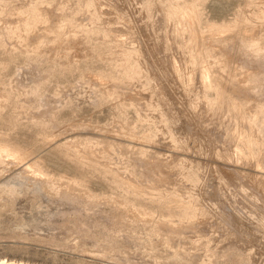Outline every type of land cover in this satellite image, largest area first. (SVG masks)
Returning a JSON list of instances; mask_svg holds the SVG:
<instances>
[{"label": "rangeland", "instance_id": "374dc122", "mask_svg": "<svg viewBox=\"0 0 264 264\" xmlns=\"http://www.w3.org/2000/svg\"><path fill=\"white\" fill-rule=\"evenodd\" d=\"M262 1L0 0V144L21 157L0 161V260L264 264V150L252 145L249 161L232 156L235 145L247 153L243 124L264 141V15L247 17ZM177 4L192 5L197 21L179 20ZM19 15L22 32L8 28ZM246 22L258 31L245 30L256 45L243 47L237 27ZM39 25L64 38L44 37L53 32ZM215 26H236L221 33L220 47L205 38ZM201 65L246 117L224 98L213 105V83L198 82ZM231 75L246 83L243 92L226 81ZM28 162L53 178V190L27 177ZM122 179L146 192L134 194Z\"/></svg>", "mask_w": 264, "mask_h": 264}, {"label": "bare ground", "instance_id": "6f19581e", "mask_svg": "<svg viewBox=\"0 0 264 264\" xmlns=\"http://www.w3.org/2000/svg\"><path fill=\"white\" fill-rule=\"evenodd\" d=\"M193 2V1H192ZM191 2V3H192ZM257 2V1H256ZM261 2V1H260ZM174 5V4H173ZM177 6H178V4H177ZM181 7V6H180ZM60 8V7H59ZM170 8H172V7H170ZM196 8V7H195ZM241 8V7H240ZM56 9V8H55ZM61 9L63 10V8H62V6H61ZM61 9H59V10H61ZM247 9V8H246ZM58 10V11H59ZM171 10V9H170ZM178 10H180L179 11V13L177 12ZM249 10V9H248ZM68 11V10H67ZM172 11H173V8H172ZM175 13H178L177 14V16H176V14H175V16L176 17H179V20L181 19L182 20V22H184L185 23V25L186 24H188L189 22H193V21H197V19H198V15H197V11L194 9V7L192 6V5H188L187 4V6H185L184 8H180L179 9V6L177 7V8H175ZM60 12V11H59ZM171 12V11H170ZM55 13V12H54ZM167 13V12H166ZM171 14H173L172 12H171ZM17 15V14H16ZM21 15V14H20ZM17 16V18H15L16 20H18L19 19V23L17 22V24H15L16 23V21L14 22V25H10L8 28H10L11 30H15V28H18V29H20V27H18V24H20L21 25V27L22 26H24V25H26L25 24V18L24 17H22V16ZM246 15V14H245ZM263 15H264V2L262 1V3H260L258 6H256L252 11H250V13H248L247 14V17L249 18V20H254V19H258V18H262L263 17ZM34 16H36V18H35V22H33V21H29V23L30 22H33V23H38L40 20H42L43 18L41 17V12L40 11H36V13H35V15ZM33 16V17H34ZM13 17V16H12ZM30 17V16H29ZM31 18V17H30ZM11 19V18H10ZM247 19V18H246ZM34 20V19H33ZM260 22V21H259ZM33 23H30V24H32V26H33ZM43 23V22H42ZM197 23V22H196ZM247 23V22H246ZM240 24V26L239 27H237L240 31L242 30V34L240 35V37H239V41L242 43V46L243 47H245V46H247V45H249V46H251L250 44H251V42H254V40L253 39H250V40H248L247 39V33H245L246 31V29H248V32H249V30L250 31H252V33L253 32H256V30L258 29L255 25H257V24H253V23H247V24ZM40 24V23H39ZM48 25V24H47ZM179 25V24H178ZM193 25V24H192ZM199 26V25H198ZM39 27H43V29L45 28H47L48 27V29L50 30V27L49 26H42V25H39ZM180 27V26H179ZM185 27V26H184ZM236 27V26H235ZM235 27H231V26H215L214 27V29L212 30V31H210V33H208V35H207V37L205 36V38H209L210 40V42H211V40H212V42L213 43H215V45H216V43H218L219 42V40H222V39H224V41H225V39H227L228 38V35H227V38L225 37V36H221V33H223V32H232V30L235 28ZM7 28V29H8ZM23 28V27H22ZM25 28V27H24ZM53 28V27H52ZM181 29H182V26L180 27ZM193 28H194V26H193ZM210 28H211V26H210ZM213 28V27H212ZM236 28V29H237ZM18 29H16V30H18ZM41 29V28H40ZM189 29H191V28H189ZM195 29V28H194ZM193 29V30H194ZM9 30V29H8ZM183 30V29H182ZM186 30H188V28L186 29ZM192 30V29H191ZM196 30V29H195ZM194 30V31H195ZM235 30V29H234ZM260 30V29H259ZM19 31H21V29L19 30ZM18 31V32H19ZM41 31H43V30H41ZM41 31H40V33H41ZM50 31H52V30H50ZM239 31V32H240ZM258 31V30H257ZM10 32V31H9ZM22 32V31H21ZM24 32V31H23ZM46 32H48V31H45L44 32V34H43V36L44 37H46V38H52V40L53 39H59V40H62L64 37L62 36V35H60L59 34V32L56 30V29H53V34L51 35V36H49V35H47L46 34ZM179 32V31H178ZM181 32H183V31H181ZM195 32H197V31H195ZM234 32V31H233ZM235 32H237V30L235 31ZM238 32V33H239ZM43 33V32H42ZM180 34V33H179ZM184 34H185V32H184ZM190 34V33H189ZM195 34V33H194ZM232 34H234V33H232ZM249 34V33H248ZM251 34V33H250ZM249 34V35H250ZM254 34V33H253ZM42 35V34H41ZM192 35H193V33H192ZM197 33L195 34V38H193V42H194V39H196V43L199 41V39H198V41H197ZM248 35V36H249ZM34 36V35H33ZM32 36V37H33ZM76 36V35H75ZM75 36L73 35H71L70 36V39H71V42H74V41H77V38H75ZM201 36V35H200ZM189 37V36H188ZM192 37V36H191ZM235 37V36H234ZM253 38V37H252ZM45 39V38H44ZM79 39H81L80 37H79ZM192 39V38H191ZM191 39H190V41H191ZM51 40V41H52ZM82 40V39H81ZM86 40V39H85ZM122 40V39H121ZM208 40V39H207ZM30 41V40H29ZM45 41V40H44ZM48 41V40H47ZM54 41V40H53ZM52 41V42H53ZM189 41V40H188ZM189 41V42H190ZM51 42V44H53ZM57 42V41H56ZM63 42V41H62ZM184 42V41H183ZM189 42L187 43V45H185L186 47L187 46H189L188 44H189ZM256 42V41H255ZM254 42V43H255ZM44 43V42H43ZM42 43V44H43ZM60 43V42H59ZM78 43V42H77ZM82 43V42H81ZM80 43V44H81ZM200 43V42H199ZM198 43V44H199ZM254 43H252V44H254ZM58 43H54L53 45H52V47H50V48H56V46H57V48L59 47L58 45H57ZM79 43L77 44V48L79 47L78 45H80ZM222 45H224L223 43H221ZM258 44V43H257ZM192 45H193V43H192ZM201 45V44H200ZM220 44L218 43V45L217 46H219ZM222 45H221V47H222ZM254 45H256V43L254 44ZM83 46V45H82ZM82 46H81V48H82ZM202 46V45H201ZM258 46V45H257ZM38 47V46H37ZM75 47H76V45H75ZM123 47V46H122ZM212 47V46H211ZM220 47V46H219ZM226 47V46H225ZM81 48H79V50L81 49ZM203 48V47H202ZM206 48V47H205ZM213 48V47H212ZM249 48V47H248ZM252 48V47H251ZM250 48V49H251ZM253 48H255V47H253ZM256 48H258V49H260L259 48V46L258 47H256ZM255 48V49H256ZM60 49V48H59ZM220 49V48H219ZM247 49V48H246ZM258 49H256V51L255 52H259L260 50H258ZM74 50H76V49H74ZM78 50V49H77ZM205 50V49H204ZM253 50V49H252ZM252 50H251V52H252ZM258 50V51H257ZM82 51V50H81ZM199 51H201V50H199ZM206 51V50H205ZM129 52V51H128ZM127 52V53H128ZM262 51H260V53H261ZM80 52H78V54H79ZM198 53H200V52H198ZM253 53V52H252ZM76 54H77V52H76ZM121 54V53H120ZM201 54V53H200ZM255 54V53H254ZM123 57L125 58V54H124V52H123ZM202 55V54H201ZM200 55V56H201ZM211 55V54H210ZM258 55H260L261 56V54H259L258 53ZM257 55V56H258ZM82 56V55H81ZM254 56H256V55H254ZM263 56V55H262ZM191 58V57H190ZM193 59V58H192ZM191 59V60H192ZM259 59V58H258ZM262 62V61H261ZM123 64V63H122ZM192 64V63H191ZM194 64V63H193ZM193 64L191 65V67L193 66ZM263 64V63H262ZM203 65V64H202ZM201 65V66H202ZM222 65V64H221ZM200 66V67H201ZM225 66H226V64H225ZM244 67V66H243ZM264 67V66H263ZM213 68V67H212ZM193 69H194V67H193ZM195 69H196V67H195ZM194 69V70H195ZM199 69V68H198ZM224 69V68H223ZM245 69V68H244ZM135 70V69H134ZM133 70V71H134ZM178 70V69H177ZM191 70V69H190ZM193 70V71H194ZM128 71V70H127ZM126 71V72H127ZM136 71V70H135ZM209 71H212L211 69L209 70L208 69V67L207 66H202L200 69H199V73H197V74H199L198 75V82H199V84H200V86H201V88L202 89H205V88H209L210 86H212L211 85V83H213V88L215 89V91H216V102L213 104V102H212V104L215 106V104H217V102L218 101H221L222 100V103H223V98H224V96H225V94L223 93L225 90H223V87H222V85H220V83L213 77V76H211V73L209 72ZM221 70H219V72H220ZM244 71V70H243ZM137 72V71H136ZM249 71L247 70L245 73H246V75H247V77H250L251 79H253V78H255V72L254 71H251V72H249ZM259 72V71H258ZM181 73V72H180ZM182 73H183V71H182ZM190 73H191V71H190ZM194 73V72H193ZM244 73V74H245ZM215 74V73H214ZM220 74V73H219ZM126 75V74H125ZM129 75V74H128ZM139 75V74H138ZM137 75V76H138ZM222 75V74H221ZM215 76V75H214ZM217 76V75H216ZM223 76V75H222ZM244 76V75H243ZM219 77V76H218ZM221 77V76H220ZM245 77V76H244ZM244 77H242V78H244ZM181 78V77H180ZM195 78V77H194ZM217 78V77H216ZM246 78V77H245ZM259 78V77H258ZM193 79V78H192ZM219 79V78H218ZM228 80H226V81H230L231 83H232V85H236V87L240 90V91H244L245 89V87H244V85H246V83L244 84V83H240L239 81H238V77H237V79H234V77L231 75V76H229L228 78H227ZM195 80V79H194ZM248 80V79H247ZM256 80V79H255ZM261 80V79H260ZM98 81V80H97ZM128 81H131V80H128ZM223 81V80H222ZM222 81H221V83H222ZM240 81H242L241 79H240ZM99 82V81H98ZM98 82H96V84H97V86H99L101 89H105L106 90V92L107 93H109V94H116L117 92V90H115L113 87H111V86H107V85H105V87H102V86H100L99 84H98ZM244 82V81H243ZM249 82V81H248ZM111 83H112V81H111ZM129 84V83H128ZM116 85V84H115ZM228 85V84H227ZM230 85V84H229ZM107 86V87H106ZM226 86V85H225ZM97 88V87H96ZM99 90V89H98ZM187 91H188V89H187ZM116 92V93H115ZM187 93V92H186ZM114 94L112 95V96H114ZM111 96V95H110ZM111 96V97H112ZM227 96V99H225V100H227V107H228V109H230V110H233L234 112H235V114L237 113L240 117H244L245 115H244V113H240L241 112V110H240V112H239V109H240V107H241V105L243 104V103H241L240 102V104H239V102L237 101V102H234L235 100H234V97H231V96H228V95H226ZM244 96H246L245 97V99L247 98V99H251L252 98V100H253V97H254V94H250V95H244ZM116 97V96H115ZM131 97H133V96H131ZM256 97V96H255ZM114 98V97H113ZM137 98H138V96H137ZM140 98V97H139ZM205 98V97H204ZM208 97H206L204 100V103L207 105V104H211V102H209V100L207 99ZM132 99V98H131ZM133 99H135V97L133 98ZM136 100V99H135ZM203 100V99H202ZM242 101V100H241ZM243 102V101H242ZM248 102V101H247ZM251 102V100L249 101V103ZM255 102H257L256 100H255ZM264 102V101H263ZM189 103V102H188ZM192 103V102H191ZM225 103V102H224ZM248 103V104H249ZM135 104V103H134ZM193 104V103H192ZM226 104V103H225ZM238 104V105H237ZM259 104V103H258ZM194 105V104H193ZM223 105V104H222ZM192 106V105H191ZM210 106V105H209ZM214 106H212L213 108L212 109H214ZM251 106V105H250ZM161 107V106H160ZM217 107V106H216ZM222 107V106H221ZM220 107V108H221ZM258 107V106H257ZM256 107V108H257ZM192 108H193V106H192ZM207 108V107H206ZM225 108V107H224ZM259 108V107H258ZM208 109H209V107H208ZM217 110H218V107H217ZM229 110V111H230ZM232 112V111H231ZM224 113V112H223ZM234 114V113H233ZM229 115V114H228ZM234 116V115H233ZM230 117V116H229ZM246 117V116H245ZM180 119V118H179ZM245 119V118H244ZM177 120V119H176ZM263 123H264V121H262ZM246 123H249L250 124V122L249 121H247V118H246ZM243 124V123H242ZM241 125V124H240ZM248 125V124H247ZM247 125H244L243 124V126L242 127H244V129H245V133L247 134V136H245V137H242L241 138V141H243V144H244V147H246V149H247V153H244L241 149H240V147L238 146V145H235L234 146V148H233V151H232V156L233 155H237V156H242V157H244V159H246L247 161H249V159H250V157H252V156H254L253 155V152H252V145H257L258 147H259V149L261 148L262 150H264V141L263 140H259L257 137H254L253 136V134H252V130L250 131V129H249V125L247 126ZM260 125V127H261V124H259ZM264 126V125H263ZM262 126V127H263ZM251 127V126H250ZM259 127V126H258ZM260 127H259V129H260ZM264 128V127H263ZM243 129V128H242ZM124 130V129H123ZM184 132V131H183ZM239 133H240V131H239ZM238 133V134H239ZM258 134V133H257ZM241 135V134H240ZM240 135H239V138H240ZM243 135V134H242ZM237 136V135H236ZM234 137V136H233ZM252 137H254V138H252ZM181 138V137H180ZM239 138H236V140H238ZM235 139V138H234ZM186 140V139H185ZM239 141V140H238ZM237 142V141H236ZM239 143H241L240 141H239ZM238 143V144H239ZM240 145V144H239ZM256 147V146H255ZM254 148V147H253ZM264 152V151H263ZM21 153V152H20ZM261 153V152H260ZM25 154V153H24ZM228 155V154H227ZM22 156V155H21ZM78 157H79V155H78ZM231 157V156H230ZM235 157V156H234ZM249 157V159H247ZM255 157V156H254ZM254 157H252V159L254 158ZM20 159L21 157H20V155H18V152L16 151V150H14V148L12 149V148H10V147H8V146H5V145H1L0 144V161L2 160V161H4V162H6V161H10V162H13V160H14V162H17L15 159ZM227 158V157H226ZM23 159V158H22ZM75 159H77V158H75ZM91 159V158H90ZM241 160V159H240ZM94 161V160H93ZM239 161V160H238ZM26 162V161H25ZM91 162V161H90ZM148 162V161H147ZM246 162V161H245ZM93 163V162H92ZM149 163V162H148ZM230 163V162H229ZM258 162H257V160H256V164H257ZM260 163V162H259ZM258 163V164H259ZM16 164V163H15ZM27 165H24V166H26V167H30V170H31V173H32V175H27V177L29 178V179H32L33 181H34V183L37 185V186H40L43 190L45 189L46 190V192H49V190H53L54 188V185H53V183H54V181L51 179V177L50 178H48V177H46V176H44V174L41 172V171H39L38 170V168H36L37 166L35 165V163L34 162H28V163H26ZM37 164V163H36ZM39 166V165H38ZM22 168V167H21ZM264 168V167H263ZM25 169V168H24ZM23 169V170H24ZM29 169V168H28ZM27 169V170H28ZM259 169V168H258ZM41 170V169H40ZM170 170V169H169ZM255 170H256V168H255ZM261 170V169H260ZM263 170V169H262ZM26 174V173H25ZM116 175V174H115ZM17 176V175H16ZM196 176V175H195ZM117 177V179H118V175L116 176ZM26 178V177H25ZM124 178V177H123ZM255 178H258V176H256ZM27 179V178H26ZM132 179V178H131ZM131 179H122L121 180V183L122 184H124V185H126L128 188H130V190H132V192L134 193V194H136V195H140L141 193H145L146 191H144L143 189L144 188H141V186L140 185H136V184H133V182H132V180ZM162 179V178H161ZM261 179V178H260ZM264 179V177H262V180ZM255 180H257V179H255ZM119 181V180H118ZM118 181H117V183H118ZM22 182V181H21ZM57 182V181H56ZM75 182V184H76V181H74ZM254 182H256V181H254ZM259 182H261V181H259ZM258 182V183H259ZM10 183V182H9ZM120 183V184H121ZM264 183V182H263ZM32 184H33V182H32ZM59 184V183H58ZM74 185V183H73V181L72 182H67V183H65V187L64 188H61V191H62V195L60 196L63 200H65V197H67V192L68 191H66V190H70V189H73V188H71V185ZM255 184V183H254ZM15 185V184H14ZM13 185V187H15ZM57 185V184H56ZM264 185V184H263ZM35 186V185H34ZM261 186V185H260ZM56 187V186H55ZM153 187V186H152ZM37 188H39V187H37ZM40 188V189H41ZM58 188V187H57ZM264 188V187H263ZM39 189V190H40ZM41 189V190H42ZM63 189V190H62ZM38 190V189H37ZM56 190V189H55ZM57 190H59V188L57 189ZM127 190V189H126ZM42 192V191H41ZM56 192V191H55ZM131 192V191H130ZM153 192H154V190H153ZM152 191H151V189H149L148 191H147V193H153ZM51 193H54V192H51ZM59 193V192H58ZM61 193V192H60ZM86 193V192H85ZM71 194V193H70ZM89 195L88 196H90L91 197V195H90V193H88ZM55 195V194H54ZM173 195V194H172ZM70 196V195H69ZM82 196V195H81ZM93 196V195H92ZM163 197H165V196H163ZM71 198V197H70ZM92 198V197H91ZM162 198V197H161ZM191 198V197H190ZM71 201V200H70ZM69 201V202H70ZM192 203V202H191ZM185 207V206H184ZM189 211V210H188ZM190 212V211H189ZM196 214V213H195ZM236 215V214H235ZM192 216V215H191ZM194 216V215H193ZM150 217V216H149ZM236 217V216H235ZM241 218L240 217H236V219H235V221L238 223V224H242L241 223ZM235 222V223H236ZM242 225H244L245 226V224H242ZM240 227V226H239ZM245 228V227H244ZM247 229V228H246ZM120 230V229H119ZM114 231V230H113ZM263 231V230H262ZM119 232V231H118ZM252 232V231H251ZM254 233H255V231H254ZM170 245V244H169ZM168 248V247H167ZM208 248V247H207ZM6 260V259H5ZM5 261H4V259H2V260H0V264H3ZM10 263V262H9ZM5 264V263H4ZM8 264V263H7ZM11 264H12V261H11ZM199 264H208V261H207V259H204V260H202V262H200Z\"/></svg>", "mask_w": 264, "mask_h": 264}]
</instances>
